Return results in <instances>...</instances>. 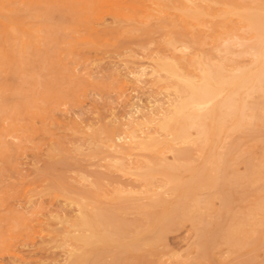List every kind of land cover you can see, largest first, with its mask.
Masks as SVG:
<instances>
[{
	"label": "rangeland",
	"instance_id": "374dc122",
	"mask_svg": "<svg viewBox=\"0 0 264 264\" xmlns=\"http://www.w3.org/2000/svg\"><path fill=\"white\" fill-rule=\"evenodd\" d=\"M84 1L0 0V264H264V0Z\"/></svg>",
	"mask_w": 264,
	"mask_h": 264
},
{
	"label": "bare ground",
	"instance_id": "6f19581e",
	"mask_svg": "<svg viewBox=\"0 0 264 264\" xmlns=\"http://www.w3.org/2000/svg\"><path fill=\"white\" fill-rule=\"evenodd\" d=\"M21 1H25V0H21ZM97 1H100V2H105L106 1L107 2L109 0H86V2L84 1V3H85L84 7L87 8V10H88V8L91 5L97 3ZM180 10H182V9H180ZM188 10L189 9H187V11ZM190 10L193 11L192 9H190ZM190 10H189L188 13L191 12ZM236 10H238V9H236ZM185 11H186V9H185ZM158 20H160V18ZM4 25H5L7 31L10 32V30H12L11 29L12 27H11L10 23L7 20L4 21ZM261 48L264 50V46L263 45L261 46ZM263 57H264V53L261 54V59L259 60V64L260 65H264V58ZM157 66H159V69L160 70L166 71V72H168L169 74H171L172 76H174L176 78L186 79L188 85H190V88L192 90V92H191V102H192V104H190L187 101L182 102L181 104H179L178 106H176L172 110V112H171V114H170V116H169V118L167 120L168 123H170L169 124L170 127L176 133H179V132L182 131V132H185L186 134H188V130L187 129L189 127H192L193 128L194 127V124L197 121H200V120H203V119H206L207 118L206 115L198 114L195 117V118H197V120L194 121V120L191 119V117L188 116V113H189L188 110L189 109H191L192 107H195L197 110L200 111L202 108H204L205 106H207L213 100H215L219 96H221L223 92H228V91L232 90V86H233L232 83L225 82L223 80V78L220 77L219 74L213 73L212 71H210L207 68H205L201 72V74L199 75V83L198 84H195L196 81H195V79L191 75H188V74L186 75L184 72H182L181 70H179L175 66L169 65L167 63H158ZM260 77L261 76H259V74H256V76H255V78L257 80H260ZM235 84H236V82H235ZM191 105H192V107H191ZM193 129H194V132L196 134H198V135L202 134V131L198 127L193 128ZM118 199H120V198H118ZM84 222L94 232L93 240H91L89 238H86V242L89 243V244H94L95 243V240L94 239H96L98 237V235H99V229L97 227L98 225L95 222V220H92L90 218L89 219H85Z\"/></svg>",
	"mask_w": 264,
	"mask_h": 264
}]
</instances>
